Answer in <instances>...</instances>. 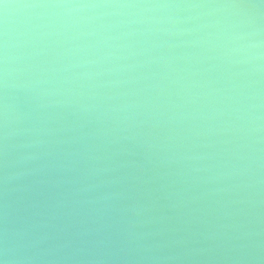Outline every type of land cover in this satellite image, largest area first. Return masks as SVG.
<instances>
[{
    "label": "water",
    "instance_id": "1",
    "mask_svg": "<svg viewBox=\"0 0 264 264\" xmlns=\"http://www.w3.org/2000/svg\"><path fill=\"white\" fill-rule=\"evenodd\" d=\"M5 247L264 264V0H2Z\"/></svg>",
    "mask_w": 264,
    "mask_h": 264
},
{
    "label": "clouds",
    "instance_id": "2",
    "mask_svg": "<svg viewBox=\"0 0 264 264\" xmlns=\"http://www.w3.org/2000/svg\"><path fill=\"white\" fill-rule=\"evenodd\" d=\"M5 7H7V5H5ZM5 179L7 180V176L5 177ZM8 251L9 249L5 247L3 258H0V264H9Z\"/></svg>",
    "mask_w": 264,
    "mask_h": 264
},
{
    "label": "snow or ice",
    "instance_id": "3",
    "mask_svg": "<svg viewBox=\"0 0 264 264\" xmlns=\"http://www.w3.org/2000/svg\"><path fill=\"white\" fill-rule=\"evenodd\" d=\"M0 2H2V0H0Z\"/></svg>",
    "mask_w": 264,
    "mask_h": 264
}]
</instances>
